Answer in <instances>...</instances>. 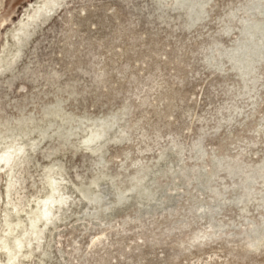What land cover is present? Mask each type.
<instances>
[{
    "label": "rangeland",
    "instance_id": "374dc122",
    "mask_svg": "<svg viewBox=\"0 0 264 264\" xmlns=\"http://www.w3.org/2000/svg\"><path fill=\"white\" fill-rule=\"evenodd\" d=\"M0 160V264H264V0H0Z\"/></svg>",
    "mask_w": 264,
    "mask_h": 264
},
{
    "label": "bare ground",
    "instance_id": "6f19581e",
    "mask_svg": "<svg viewBox=\"0 0 264 264\" xmlns=\"http://www.w3.org/2000/svg\"><path fill=\"white\" fill-rule=\"evenodd\" d=\"M54 108H55V107H54ZM45 110H49V109H45ZM53 110H54V109H53ZM53 110H52V112H54ZM49 111H50V110H49ZM55 111H56V109H55ZM47 112H48V111H46V114H47ZM48 113H49V112H48ZM45 117H46V116H45ZM47 117H48V116H47ZM22 119H23V118H22ZM24 119H25V118H24ZM24 119H23L22 121H24ZM30 119H32V118H30ZM30 119H29V120H30ZM19 120H20V119H19ZM25 120H26V119H25ZM20 121H21V120H20ZM20 121H19V122H20ZM24 122H25V121H24ZM21 123H23V122H21ZM19 125H20V124H19ZM20 126H21V125H20ZM21 127H22V126H21ZM4 165H5V161H4V160H0V169H1Z\"/></svg>",
    "mask_w": 264,
    "mask_h": 264
}]
</instances>
